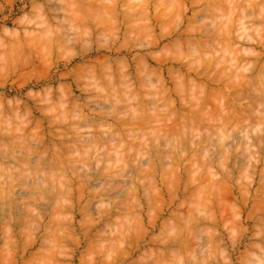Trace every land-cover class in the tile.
I'll return each mask as SVG.
<instances>
[{"label": "clouds", "instance_id": "1", "mask_svg": "<svg viewBox=\"0 0 264 264\" xmlns=\"http://www.w3.org/2000/svg\"><path fill=\"white\" fill-rule=\"evenodd\" d=\"M0 264H264V0H0Z\"/></svg>", "mask_w": 264, "mask_h": 264}]
</instances>
